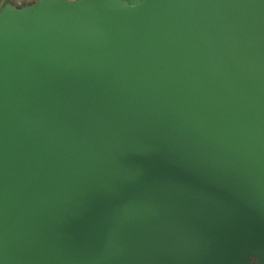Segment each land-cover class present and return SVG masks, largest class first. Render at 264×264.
I'll return each mask as SVG.
<instances>
[{
  "label": "water",
  "instance_id": "water-1",
  "mask_svg": "<svg viewBox=\"0 0 264 264\" xmlns=\"http://www.w3.org/2000/svg\"><path fill=\"white\" fill-rule=\"evenodd\" d=\"M0 11V264H264V0Z\"/></svg>",
  "mask_w": 264,
  "mask_h": 264
},
{
  "label": "crops",
  "instance_id": "crops-1",
  "mask_svg": "<svg viewBox=\"0 0 264 264\" xmlns=\"http://www.w3.org/2000/svg\"><path fill=\"white\" fill-rule=\"evenodd\" d=\"M38 0H0V11L6 6H16L21 5L23 7H29ZM75 1V0H69Z\"/></svg>",
  "mask_w": 264,
  "mask_h": 264
},
{
  "label": "snow or ice",
  "instance_id": "snow-or-ice-1",
  "mask_svg": "<svg viewBox=\"0 0 264 264\" xmlns=\"http://www.w3.org/2000/svg\"><path fill=\"white\" fill-rule=\"evenodd\" d=\"M121 2H122V0H121ZM126 2H127V0H123V3H126ZM123 3H122V4H123Z\"/></svg>",
  "mask_w": 264,
  "mask_h": 264
}]
</instances>
